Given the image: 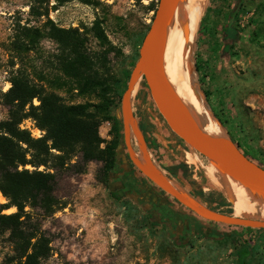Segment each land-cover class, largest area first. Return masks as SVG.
<instances>
[{"label": "rangeland", "instance_id": "obj_1", "mask_svg": "<svg viewBox=\"0 0 264 264\" xmlns=\"http://www.w3.org/2000/svg\"><path fill=\"white\" fill-rule=\"evenodd\" d=\"M96 1L97 6H90L78 1L58 4L55 0H48L42 10L46 9L48 18L59 27L79 28L87 47L94 52L107 48L102 47L89 31L93 22L99 20L107 41L114 48L108 55V66L100 74L113 88L110 94L114 100L111 114L119 121L120 145L117 150L122 147L136 152L138 143L132 132L128 137L124 132L122 100L135 71L139 48L154 16L146 8L151 2L158 4V0ZM32 2L33 0H0V93L10 87L8 80L11 66L18 63L15 54L9 51L15 24L20 22L41 26L45 21L44 17L34 20L29 16ZM235 10L234 26L240 33V39L230 47L227 54L219 55L217 50L223 44L221 33L226 24V14ZM196 29L190 70L194 73L195 84L201 92L193 63L194 55L197 54L202 67L204 89L209 94L208 102L203 97L208 112L214 118L212 108L224 123L233 142L238 143L248 156L264 167V0H205ZM56 53V45L43 39L38 51L30 53L25 61L34 65L37 71H42L43 75H52L54 71L48 69L50 65L46 62H50L52 55ZM17 67L15 65L14 68ZM60 95L66 103H97L94 96H78L76 91ZM201 95L203 96L202 92ZM33 104L38 105V101L35 99ZM131 113L150 159L170 181L193 199L192 193L200 189L206 194L217 190L224 198L223 205H209L195 200L207 210L249 218L238 212L229 195L213 184L216 176L222 173L193 153L170 131L153 103L143 78L137 81ZM6 117L7 110L0 102V121ZM27 120L39 130L34 121ZM214 120L226 133L215 118ZM112 128V121L101 123L98 130L103 140L101 148L113 139ZM153 144L158 145L160 150L152 146L149 148ZM191 155L195 156V164L189 159ZM77 160L78 155L73 158L72 163ZM130 162L138 171L131 157ZM176 163L187 167L184 181L176 175ZM53 165L51 162L50 166ZM101 167L99 162H90L82 174L75 173L70 167L56 173L54 195L64 208L51 216H42L39 210L33 211V221L40 225L41 232L50 241V254L41 264H235L234 249L228 238L212 240L195 234L188 241L175 242L179 245L176 247L161 226H149L147 214L134 202L127 198L117 201L109 196L107 184L100 180ZM21 169L22 167L18 168ZM24 169L35 170L29 165ZM37 170L45 171L46 168L40 166ZM150 186L176 210L184 213L190 222L207 230L209 235L214 232L252 236L255 243V229L250 228L253 231L247 232L237 226L204 220L172 198L166 190L155 184ZM6 203V199L0 194V205ZM15 211V208H10L4 210L3 214ZM12 254L7 235H1L0 264H4ZM253 264H264V236L259 238Z\"/></svg>", "mask_w": 264, "mask_h": 264}, {"label": "trees", "instance_id": "obj_2", "mask_svg": "<svg viewBox=\"0 0 264 264\" xmlns=\"http://www.w3.org/2000/svg\"><path fill=\"white\" fill-rule=\"evenodd\" d=\"M69 1H78L90 6L98 5L96 0H55L58 4ZM47 2L48 0H33L29 6L30 17L34 20L45 18L41 26L20 22L15 24V34L9 44V51L15 54L19 64H15L18 65L17 68H14L15 65L11 66L8 80L10 87L0 93V102L7 110L6 119L0 121V194L7 201L6 204L0 205V236L7 235L13 252L4 264H41L49 256L50 241L41 232L40 225L33 221V211L39 210L42 216H51L64 208L54 195L56 173L59 170L70 167L75 173L82 174L88 163L99 162L102 164L99 170L100 180L106 184L107 172L115 166L119 154V121L111 114L114 100L110 94L113 88L100 74L108 66V55L114 48L107 41L99 20H95L89 29L90 34H93L102 47L107 48L100 52L90 50L79 28L65 29L48 18L46 9L42 10V6L47 5ZM156 7L157 3L151 2L146 9L154 13ZM235 16L236 10L226 14V24L221 33L223 44L219 45L217 50L219 55L227 54L230 47L240 39V33L234 26ZM214 33L213 31L212 34ZM43 39H48L56 45L57 53L52 55L50 62H46L50 65L48 69L54 71L52 75H43L42 71H37L34 65L26 62L30 53L38 51ZM193 63L201 92L208 102L209 94L204 89L202 67L197 54L194 55ZM73 91H76L78 96H94L97 103H66L60 94ZM35 99L38 105L33 104ZM211 111L233 142L217 113L212 108ZM27 119L34 121L38 129L44 132V136L34 139L28 131L22 130L20 125ZM105 121L113 122L114 137L101 148L103 140L98 130ZM234 144L244 156L257 164L238 143ZM151 146L160 150L156 144L150 145L149 148ZM77 155L78 160L72 163ZM51 162L54 163L53 166H50ZM28 165L35 170L24 169ZM40 166H44L46 170L38 171ZM19 167L22 169L18 170ZM175 167L176 175L184 181L187 167L182 163H176ZM141 178L153 185L143 175ZM106 187L108 188L107 185ZM108 193L112 199H120V196L112 193L109 188ZM192 195L198 201L209 205L219 206L225 203L217 190L206 194L200 189ZM10 208H15L16 211L3 214L4 210ZM147 221L151 228L159 225L149 216ZM197 228L196 234L212 240L219 237L228 238L234 249L235 264H253L259 238L264 236V229H255L257 240L255 239L254 243L252 236L214 232L209 235L203 227ZM239 229L253 231L244 227ZM172 243L176 247L179 246L178 243Z\"/></svg>", "mask_w": 264, "mask_h": 264}, {"label": "water", "instance_id": "obj_3", "mask_svg": "<svg viewBox=\"0 0 264 264\" xmlns=\"http://www.w3.org/2000/svg\"><path fill=\"white\" fill-rule=\"evenodd\" d=\"M181 1L182 0H158L151 25L139 48L135 71L123 95L122 113L125 135L128 137L130 131L132 134L134 131L140 133L136 121L132 118L131 103L137 81L139 78H143L149 95L159 114L164 119L170 131L178 139H180L193 153L205 159L209 164L216 166L219 171L228 175L231 179H237L256 191L264 193V169L244 156L228 135L227 141L225 142H215L203 138L198 133L183 104L171 91L163 78L157 55L162 51L163 35L175 9ZM133 125H135V127ZM144 146L149 156L145 143ZM129 150L130 157L141 175L159 188L166 190L172 198L198 217L227 226L264 229V220L225 215L205 209L186 193V195H183L182 192L184 191L182 189H175L172 187L168 182L170 180L159 170L155 162L151 160L149 156L151 164L164 179L163 185L158 184L143 171L141 166L135 161L133 151L130 148Z\"/></svg>", "mask_w": 264, "mask_h": 264}, {"label": "bare ground", "instance_id": "obj_4", "mask_svg": "<svg viewBox=\"0 0 264 264\" xmlns=\"http://www.w3.org/2000/svg\"><path fill=\"white\" fill-rule=\"evenodd\" d=\"M204 1L182 0L180 2L165 30L162 51L157 55V59L163 78L183 104L198 133L207 140L225 142L227 135L210 116L206 102L195 84L194 73L190 70L196 24ZM133 138L138 143L137 151L133 152L135 161L152 180L163 185L164 179L151 164L141 134L134 131ZM189 159L193 164L196 163L194 155H191ZM214 167L218 170L216 166ZM221 173L216 176L213 184L229 195L237 211L252 218L264 219V193ZM168 182L175 189H179L177 184ZM182 193L186 195L185 192Z\"/></svg>", "mask_w": 264, "mask_h": 264}, {"label": "flooded vegetation", "instance_id": "obj_5", "mask_svg": "<svg viewBox=\"0 0 264 264\" xmlns=\"http://www.w3.org/2000/svg\"><path fill=\"white\" fill-rule=\"evenodd\" d=\"M115 166L107 172V186L112 193L134 202L149 218L158 222L173 242H185L198 232L187 216L176 210L168 200L145 182L130 162L127 149L118 151ZM117 200V201H119Z\"/></svg>", "mask_w": 264, "mask_h": 264}, {"label": "built area", "instance_id": "obj_6", "mask_svg": "<svg viewBox=\"0 0 264 264\" xmlns=\"http://www.w3.org/2000/svg\"><path fill=\"white\" fill-rule=\"evenodd\" d=\"M20 127L23 130L30 132L31 137H33L35 139L41 138L43 136V132L35 129L34 125L32 123H30L28 120L23 121L22 124L20 125Z\"/></svg>", "mask_w": 264, "mask_h": 264}]
</instances>
